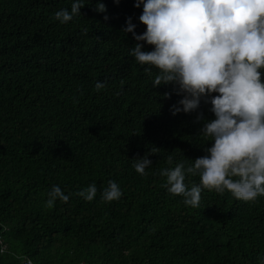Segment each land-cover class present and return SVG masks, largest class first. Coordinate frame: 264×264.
Returning <instances> with one entry per match:
<instances>
[{"label":"trees","instance_id":"trees-1","mask_svg":"<svg viewBox=\"0 0 264 264\" xmlns=\"http://www.w3.org/2000/svg\"><path fill=\"white\" fill-rule=\"evenodd\" d=\"M73 2L0 0V264H260L264 196L205 189L191 207L164 186L162 169L208 155L200 131L215 116L203 99L173 115L183 97L153 88L157 69L149 75L130 55L137 42L122 29L131 17L137 34L146 30L142 6L83 0L81 15L56 20ZM145 155L152 166L141 176L133 159ZM109 181L123 196L103 202ZM93 183V201L75 195ZM53 185L70 199L48 209Z\"/></svg>","mask_w":264,"mask_h":264},{"label":"clouds","instance_id":"clouds-1","mask_svg":"<svg viewBox=\"0 0 264 264\" xmlns=\"http://www.w3.org/2000/svg\"><path fill=\"white\" fill-rule=\"evenodd\" d=\"M84 6L83 0H74L70 11H57L55 19L68 23L81 15ZM134 6H142L139 21L146 30L137 34L132 18H127L122 31L131 33L137 42L130 55L148 66L149 75L152 68L157 69L153 88L173 85L183 97L171 107L172 114L196 111L203 99L215 116L200 131L212 142L206 149L208 155L187 167L181 162L160 171L167 191L191 207L199 206L205 189L255 202L264 196V0H136ZM95 10L107 11L99 2ZM144 44L152 50H143ZM105 87L103 82L95 84L96 91ZM170 95L165 93V98ZM133 161L135 171L147 175L146 169L152 166L148 155ZM172 163L169 156L168 164ZM188 175L199 176L200 183L189 188ZM97 191L93 183L75 195L91 202ZM47 196L48 209L58 200L67 203L70 199L58 185ZM122 196L120 186L109 181L101 199L112 202ZM6 251L0 243V255Z\"/></svg>","mask_w":264,"mask_h":264},{"label":"built area","instance_id":"built-area-1","mask_svg":"<svg viewBox=\"0 0 264 264\" xmlns=\"http://www.w3.org/2000/svg\"><path fill=\"white\" fill-rule=\"evenodd\" d=\"M0 243H2L1 239H0ZM3 246H5L3 243H2ZM24 264H34L33 262H31L30 260L28 259H25L24 260Z\"/></svg>","mask_w":264,"mask_h":264}]
</instances>
